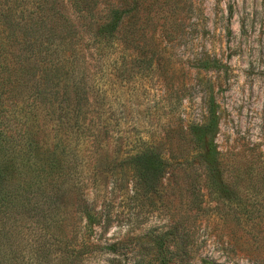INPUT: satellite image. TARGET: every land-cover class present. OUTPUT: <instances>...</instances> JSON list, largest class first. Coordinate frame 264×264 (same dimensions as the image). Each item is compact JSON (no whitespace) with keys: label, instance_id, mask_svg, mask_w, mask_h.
I'll return each instance as SVG.
<instances>
[{"label":"rangeland","instance_id":"1","mask_svg":"<svg viewBox=\"0 0 264 264\" xmlns=\"http://www.w3.org/2000/svg\"><path fill=\"white\" fill-rule=\"evenodd\" d=\"M84 1L0 0V8L12 10V20L21 27L15 26L13 34L21 39L27 28L32 39L38 36L37 75L66 76L73 70L81 78L80 96L88 98L73 97L68 106L63 94L57 98L67 126L59 136L78 153V159L63 164L78 179L76 191L65 198L76 211L65 230L75 249L61 258L53 254L49 264H159L153 239L167 230L172 232L169 264H264L262 234H243L228 206L198 204L202 190L191 184V171L171 168L154 192H144L134 186L124 161L141 140L166 149L178 140L179 123L202 122L208 87L219 115L214 141L224 160L237 167L264 151V0H144L130 11L146 17L136 28L147 42L143 60L111 47L97 54L94 29H86L91 28L89 15L98 17L124 1ZM164 14L176 18L177 29L168 40L160 35L161 24L157 29L162 21L157 16ZM63 25L80 31L74 40L77 56L64 71L61 44L55 51L49 44L52 31ZM22 46H2L6 56L1 60L12 49L21 53ZM202 50L219 69L194 66L192 58ZM44 123L49 125L48 118ZM47 137L52 139V130ZM256 196L264 205L263 188ZM259 218L264 222V211Z\"/></svg>","mask_w":264,"mask_h":264},{"label":"trees","instance_id":"2","mask_svg":"<svg viewBox=\"0 0 264 264\" xmlns=\"http://www.w3.org/2000/svg\"><path fill=\"white\" fill-rule=\"evenodd\" d=\"M77 1L85 4L84 0ZM123 1L110 5L108 11L98 17L89 15L91 28L86 29H94L92 40L97 54L111 47L125 55L146 59L145 34L142 29H136L146 17L130 13L132 8L143 6L144 0ZM4 8H0V264H49L53 254L61 258L75 249L69 247L65 230L68 216L76 211L75 207H68L65 198L76 191L78 179L70 176L69 167L66 165L65 170L63 164L78 159V153L59 136L61 131L66 133L67 126L60 119L57 98L63 94L67 106L73 97L88 98L80 96L81 78H75L73 70L65 72L66 76L37 75L39 66L34 48H38V36L32 39L28 34L31 32L25 28L27 36L19 39L13 31L15 26L18 30L21 27L12 20V10ZM157 22H160L157 29L162 26L160 35L164 39L173 36V30L177 29L174 14L157 16ZM59 30L52 31L49 44L54 51L61 44V58L65 62L60 69L64 71L67 62L69 68L77 56L74 40L80 31L64 25ZM21 43L24 51L17 53L16 48L12 49L6 61L4 57L1 60L6 47ZM209 55L203 50L194 54V66L219 69L218 61ZM165 83L170 87L174 85L167 79ZM204 99L206 110L202 122L179 123L176 143L163 149L154 141L141 140L134 151L125 156L134 186L144 192H154L171 168L188 169L193 173L191 184L198 192L202 190L198 204L204 202L205 206L212 202L216 209L228 206L232 209L228 213L230 219L241 226L243 234L255 237L261 233L264 237V222L259 218L264 205L256 196L260 187L264 189V151L260 149L249 162L237 167L224 160L214 141L219 115L211 87L206 88ZM6 113L13 117L8 118ZM40 118L45 119L44 122L48 118L49 125ZM49 130H52L51 140L47 137ZM40 139L47 143L46 148ZM171 234L167 230L153 239L159 264H169L171 260L173 251L168 240Z\"/></svg>","mask_w":264,"mask_h":264}]
</instances>
